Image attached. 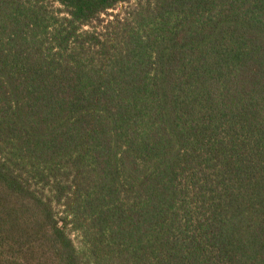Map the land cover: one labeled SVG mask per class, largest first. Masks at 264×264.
Returning <instances> with one entry per match:
<instances>
[{
    "label": "trees",
    "instance_id": "trees-1",
    "mask_svg": "<svg viewBox=\"0 0 264 264\" xmlns=\"http://www.w3.org/2000/svg\"><path fill=\"white\" fill-rule=\"evenodd\" d=\"M0 264H264V0H0Z\"/></svg>",
    "mask_w": 264,
    "mask_h": 264
},
{
    "label": "rangeland",
    "instance_id": "rangeland-1",
    "mask_svg": "<svg viewBox=\"0 0 264 264\" xmlns=\"http://www.w3.org/2000/svg\"><path fill=\"white\" fill-rule=\"evenodd\" d=\"M124 7L125 6H120L119 8H118V10L117 11H115L114 13H117L118 11H121V10H123L124 9ZM104 18V17H103ZM75 236H73V238H74ZM75 240V243H77V241H76V238L74 239Z\"/></svg>",
    "mask_w": 264,
    "mask_h": 264
}]
</instances>
